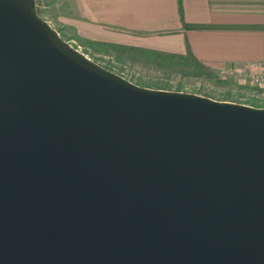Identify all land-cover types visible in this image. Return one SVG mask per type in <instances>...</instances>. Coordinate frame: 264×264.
Masks as SVG:
<instances>
[{"label": "water", "instance_id": "95a60500", "mask_svg": "<svg viewBox=\"0 0 264 264\" xmlns=\"http://www.w3.org/2000/svg\"><path fill=\"white\" fill-rule=\"evenodd\" d=\"M0 264H264V108L139 87L0 0Z\"/></svg>", "mask_w": 264, "mask_h": 264}, {"label": "crops", "instance_id": "0c3cea01", "mask_svg": "<svg viewBox=\"0 0 264 264\" xmlns=\"http://www.w3.org/2000/svg\"><path fill=\"white\" fill-rule=\"evenodd\" d=\"M69 2L70 24L82 43L176 55L190 49L216 73L253 72L264 65V0Z\"/></svg>", "mask_w": 264, "mask_h": 264}, {"label": "rangeland", "instance_id": "374dc122", "mask_svg": "<svg viewBox=\"0 0 264 264\" xmlns=\"http://www.w3.org/2000/svg\"><path fill=\"white\" fill-rule=\"evenodd\" d=\"M39 16L49 22L61 37L105 69L131 81L139 87L169 92L189 93L219 102L247 106H263L264 91L252 84L246 73H216L213 77L191 75L178 69H166L143 60L129 57L121 50L105 44L82 43L77 39L69 0H36ZM132 54V53H131ZM255 71V70H253ZM248 78V79H247Z\"/></svg>", "mask_w": 264, "mask_h": 264}, {"label": "trees", "instance_id": "16d2710c", "mask_svg": "<svg viewBox=\"0 0 264 264\" xmlns=\"http://www.w3.org/2000/svg\"><path fill=\"white\" fill-rule=\"evenodd\" d=\"M182 6L180 3V10ZM182 11V10H181ZM119 50L122 51L123 54H127L129 57L133 55H140L143 60L155 63L157 66L166 69H178L182 71H186L191 75L202 76L205 77H213L215 76L214 72L207 66L203 65L188 49V52L185 55H176V54H168L162 53L158 51H150L140 48H131L125 46H117ZM132 53V54H131ZM257 107V106H254Z\"/></svg>", "mask_w": 264, "mask_h": 264}, {"label": "built area", "instance_id": "2783aa9c", "mask_svg": "<svg viewBox=\"0 0 264 264\" xmlns=\"http://www.w3.org/2000/svg\"><path fill=\"white\" fill-rule=\"evenodd\" d=\"M255 68H256V70L253 71L249 75L250 77H248V78H250L252 84L255 85V87H258L259 89L264 91V65H262V64L256 65ZM258 108H264V105L260 106Z\"/></svg>", "mask_w": 264, "mask_h": 264}]
</instances>
